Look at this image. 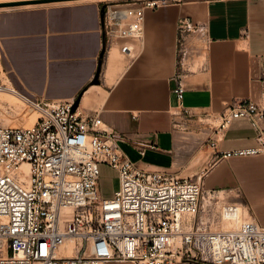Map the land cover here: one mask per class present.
I'll return each instance as SVG.
<instances>
[{"label": "built area", "instance_id": "2783aa9c", "mask_svg": "<svg viewBox=\"0 0 264 264\" xmlns=\"http://www.w3.org/2000/svg\"><path fill=\"white\" fill-rule=\"evenodd\" d=\"M97 1L104 51L127 40L118 44L127 55L130 42L143 39L145 9L178 0ZM191 28L178 20L180 44ZM184 92L178 79L179 105ZM13 93L24 105L22 123L36 119L0 125V264H264V226L224 190L206 188L202 174L191 180L145 171L120 150L121 136L97 111ZM259 100H233L216 115L218 129L247 119L256 131L253 146L217 159L264 155V89ZM102 165L118 180L109 198L99 191ZM70 241L76 252L67 256Z\"/></svg>", "mask_w": 264, "mask_h": 264}, {"label": "crops", "instance_id": "0c3cea01", "mask_svg": "<svg viewBox=\"0 0 264 264\" xmlns=\"http://www.w3.org/2000/svg\"><path fill=\"white\" fill-rule=\"evenodd\" d=\"M100 7L97 0L0 7V68L12 90L43 101H74L80 95L79 108L97 111L104 127L121 136L120 150L145 171L186 178L206 166V188L224 190L239 180L243 191L257 188L264 197V158L263 167L238 168L241 158L215 157L253 146L255 128L236 119L218 129L214 119L233 100L260 102L264 0H181L147 8L143 39L132 43L133 55L125 62L111 51L127 40L101 56ZM181 18L192 28L180 44ZM195 61L201 63L193 69ZM178 79L185 90L180 105L173 93ZM204 120L212 122L198 139ZM211 140H217L215 148ZM198 157L203 159L197 162ZM249 202L264 226V198L259 205Z\"/></svg>", "mask_w": 264, "mask_h": 264}, {"label": "rangeland", "instance_id": "374dc122", "mask_svg": "<svg viewBox=\"0 0 264 264\" xmlns=\"http://www.w3.org/2000/svg\"><path fill=\"white\" fill-rule=\"evenodd\" d=\"M8 1H18V0H0V2H8ZM128 1H134V0H128ZM178 1H181V0H178ZM182 1H185V0H182ZM130 43H133V42L131 41ZM133 51L134 50H132V52ZM187 56H188V54H187ZM2 59H3V55L0 52V62H2ZM116 59H119L120 62H123V61L125 62L129 58H128V55L120 53L117 55ZM199 59L203 60V57L198 58V60ZM194 63L195 64L193 66V69L197 68L199 63H201V61H195ZM10 86L11 85L6 81V78H5V76L2 73V70L0 68V125H7V126L29 125V122H27V121L25 123L24 122L22 123V121L19 117L21 110L23 109L24 105H23L22 101L20 99H18L13 92H10L9 89H7V87L9 88ZM2 97L4 99L6 97L7 100H4ZM8 98H10V99L17 98V99H15L16 103L15 102L14 103L8 102ZM80 109L85 113H90L94 110V109H90V108H80ZM31 119H36V115H34V114L31 115L30 120ZM211 122L212 121H210V120H204L203 122L198 123V127L200 128V130L199 129L196 130L198 132V136H197L198 139L199 138L203 139L205 137V130H206L205 128L209 127L211 125L210 124ZM262 158H264V155H261L258 157L253 156V157L241 158L242 162L240 165H238V168H242V167L246 168L249 166L263 167L262 164L259 162V159H262ZM202 159H203V157H202ZM202 159H200V160H202ZM200 160L198 157L197 162ZM204 167L203 168L199 167L196 172H189L187 174V177L190 178L191 180H195L202 173H205V175H206V173H207L206 172V166H204ZM109 169L110 168L104 166L101 170L102 172H101V176L99 179L100 194L102 197H106V198L111 197L113 195V192L118 187L117 177ZM205 175L202 176L203 184H204V180H205ZM234 182H235V184L232 187L223 188L225 190V193H227L228 201L247 204L249 206L251 214L253 216H255V218L259 221L260 211H258L249 202V199L251 198L252 200L256 201V203L259 205L258 202H260L262 200V198H264L262 193H260L259 189H257V188L254 190L249 189V191H243L241 182L239 180H235ZM260 205L264 206V202H263V204L261 203ZM182 264H188V263H182Z\"/></svg>", "mask_w": 264, "mask_h": 264}, {"label": "water", "instance_id": "95a60500", "mask_svg": "<svg viewBox=\"0 0 264 264\" xmlns=\"http://www.w3.org/2000/svg\"><path fill=\"white\" fill-rule=\"evenodd\" d=\"M54 1H63V0H18V1H8V2H0V7H5V6H19V5H26V4H39V3H46V2H54ZM104 53V49L101 51V56ZM100 63L98 64V68L97 71L95 73L94 79H93V84H96L97 78H98V74L100 71ZM80 100V95L74 100L72 107H71V111H73L79 103Z\"/></svg>", "mask_w": 264, "mask_h": 264}, {"label": "bare ground", "instance_id": "6f19581e", "mask_svg": "<svg viewBox=\"0 0 264 264\" xmlns=\"http://www.w3.org/2000/svg\"><path fill=\"white\" fill-rule=\"evenodd\" d=\"M201 35V34H200ZM115 49V48H114ZM116 50V49H115ZM115 50H112L111 51V55H115V56H117L118 54H120L121 52H119V51H115ZM129 50L131 51V52H129L127 55H128V57H131L132 55H133V52H132V48L129 46ZM117 52V53H116ZM201 55V54H200ZM5 80V79H4ZM2 89V88H1ZM7 89H9V91L10 92H13V90H12V88H11V86L8 88L7 87ZM2 92V91H1ZM8 92V91H7ZM3 93V92H2ZM3 95V94H2ZM13 95V94H12ZM3 98V97H2ZM4 99V98H3ZM15 99H17V98H13V99H10V98H8V102H15L16 103V101H15ZM4 100H7V98L5 97V99ZM33 121H35V119H31V120H29V122H33ZM18 124V123H17ZM238 206H240V209H241V211L242 212H247V208L244 206V205H241V204H238ZM75 252H76V247H75V244H74V241H70V242H68L67 243V246H66V250H65V252H64V254H66L67 256H72V255H75Z\"/></svg>", "mask_w": 264, "mask_h": 264}]
</instances>
